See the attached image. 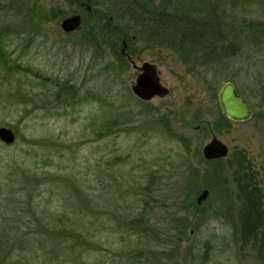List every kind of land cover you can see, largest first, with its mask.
Here are the masks:
<instances>
[{
    "label": "rangeland",
    "instance_id": "rangeland-1",
    "mask_svg": "<svg viewBox=\"0 0 264 264\" xmlns=\"http://www.w3.org/2000/svg\"><path fill=\"white\" fill-rule=\"evenodd\" d=\"M214 1L191 5L208 12ZM227 1L219 12L237 23L228 31L240 44L226 57L115 20L137 35L136 64H155L168 88L143 100L131 89L137 71L92 35L109 0H0V127L16 135L0 141V264H264V227L255 238L242 233L250 188L260 191L264 221V51L243 39L252 33L242 18L264 20V8ZM74 14L80 26L63 30ZM253 30L264 37V28ZM225 81L249 102L250 119L222 115ZM204 121L226 158L203 157L212 136ZM203 188L209 196L197 206ZM143 204L147 214L130 225ZM70 222L97 233L98 247L73 246ZM138 223L149 234L137 236Z\"/></svg>",
    "mask_w": 264,
    "mask_h": 264
},
{
    "label": "trees",
    "instance_id": "trees-1",
    "mask_svg": "<svg viewBox=\"0 0 264 264\" xmlns=\"http://www.w3.org/2000/svg\"><path fill=\"white\" fill-rule=\"evenodd\" d=\"M167 1H172V8L163 10L154 9L155 7L151 5V2H149V0H109L111 4L109 12L105 11L104 13L98 14L97 23L94 24V28L92 27V35L96 37L95 35L99 33V37L95 38L97 44L101 46L103 50L110 49L116 59L123 64V67L128 66V58L126 57V54L131 55L132 45L134 43L135 37L137 36L136 33L130 34L128 33L129 31L126 30L124 32V30L121 29V26L119 24H116L115 20L120 18L124 19L123 17H127L128 22H134V24L136 23L142 29L146 28L148 32H151V35L154 38H160L163 40L165 37H167L170 43L171 41L179 43H182L184 41L191 45L198 44L203 49H205L204 53L210 57L215 55L216 57H226L230 53H233V51L235 50L234 46L240 44L237 43L238 40L233 41L232 43L231 34L228 31L229 29L232 30V24L236 25L237 23H235L234 19H226L227 17L219 12L222 8L221 2L226 3L227 0H215L214 4L209 6L210 10H208V12H204L203 9H196L191 5L192 1L203 2L204 0H161V3L166 4ZM175 1L180 6H177ZM241 1L246 2V4L248 5L253 2L258 3L260 7L264 8V0ZM227 2L234 3V1L232 0H229ZM185 3H189V5H186ZM183 6H186L187 8L182 9ZM26 16L25 19H27ZM32 18H34L33 15L31 16V19ZM242 19L247 22L248 28H246V30L252 33V36L249 37H247L246 34L243 35V39L255 43L260 49L264 51V37L259 39L255 36V31L253 30L264 28V20L253 21L251 19H248L247 17ZM124 43L126 44V47L123 53L122 47L124 46ZM2 58L3 56L0 53V63L2 65H6L7 63H4L2 61ZM10 65L12 64L10 63ZM14 67H17V65L15 64ZM206 125L208 126L207 123ZM245 177V179L242 178V182L239 185L241 189H245V185L248 183V178H250L247 175H245ZM256 191L260 196L259 189H256ZM258 197H251L249 193L248 197L246 198H249V202L247 205V212L244 216V223L242 221V233L244 237L251 236L252 238H255V234L259 231V228L264 227L262 213L263 209L259 208V204L261 202L259 201ZM145 205L146 204H143V211L141 213H138L137 216L129 221L130 225L133 226L135 222H140L141 219L147 214V207ZM196 205L198 206L200 204L196 203ZM29 210L32 211L31 204L29 205ZM182 220V223L184 224L185 219L182 218ZM71 224H73L74 226ZM70 225L72 228L66 226V231L67 229L72 231L70 237H74V240H76L73 246H79V243H81L87 245L88 248L96 249L98 247L99 244L97 245L96 243H94V239H96V235H98L97 233L86 230L85 232H82V228L80 229L75 227L77 225V223L75 222H70ZM141 227H143V224L138 223V225L132 228L135 231ZM66 233L69 235V232ZM135 234L137 236H144V234H149V228L144 226L140 230L135 231ZM262 234L264 233L262 232ZM131 254L129 255V260L135 261V259H131L132 256H134ZM18 262H20V260ZM15 264H17V262H15Z\"/></svg>",
    "mask_w": 264,
    "mask_h": 264
},
{
    "label": "water",
    "instance_id": "water-1",
    "mask_svg": "<svg viewBox=\"0 0 264 264\" xmlns=\"http://www.w3.org/2000/svg\"><path fill=\"white\" fill-rule=\"evenodd\" d=\"M87 9H90L87 6ZM81 18L78 14L71 15L62 20L61 26L65 31L75 30L80 26ZM126 44L122 47V52ZM160 52V49H157ZM130 59V56L126 54ZM135 66V63L131 61ZM141 73L137 75L135 82L132 84V92L143 100H149L154 96H165L168 94V88L161 84L158 77L157 67L155 64L145 61L140 66ZM218 102L223 116L232 121H245L251 118L252 111L249 102L237 91L232 81H225L218 91ZM16 140L15 132L8 128L0 127V141L5 144H12ZM202 155L206 160L226 157L228 148L216 136L202 147ZM209 196V189L203 188L195 198L197 204H201Z\"/></svg>",
    "mask_w": 264,
    "mask_h": 264
},
{
    "label": "flooded vegetation",
    "instance_id": "flooded-vegetation-1",
    "mask_svg": "<svg viewBox=\"0 0 264 264\" xmlns=\"http://www.w3.org/2000/svg\"><path fill=\"white\" fill-rule=\"evenodd\" d=\"M133 54V53H132ZM129 55V54H128ZM130 56V59H128V62L130 63V65L132 66V68H134L136 71H137V74H136V77H137V75L138 74H140L141 73V70H140V66L142 65V63L143 62H145V61H143V62H141L140 63V66H138L137 64H136V61L132 58V56L131 55H129ZM131 61H133L134 63H135V66L132 64V62ZM149 62V61H148ZM136 77H135V80H136ZM135 82V81H134ZM251 111H252V108H251ZM222 113V112H221ZM223 115V114H222ZM224 118H226L225 116H224ZM226 119H228V118H226ZM228 120H230V119H228ZM230 121H232V120H230ZM236 122H240V121H236ZM204 123L206 124H208V128L210 129V131H211V134L213 133V125H212V123L210 122V121H204ZM199 127H200V125H198L197 126V129H199ZM213 136H215L214 134H212V136L211 137H213ZM228 148V147H227ZM227 155H228V152H227ZM227 155H226V157H227ZM226 157H222V158H226ZM242 158H243V156H242V153L240 152H238L237 153V155L236 156H234L233 157V159L235 160L234 162H235V164H236V166H241L242 165ZM215 159H220V158H215ZM215 159H211V160H215ZM248 189V188H247ZM248 191V190H247ZM252 193H251V192ZM250 191H249V193H250V196L251 197H254V198H257L258 196H259V193H257V191H256V189L254 188H250ZM247 197H248V194L246 195ZM246 197V198H247ZM249 199V198H248Z\"/></svg>",
    "mask_w": 264,
    "mask_h": 264
}]
</instances>
